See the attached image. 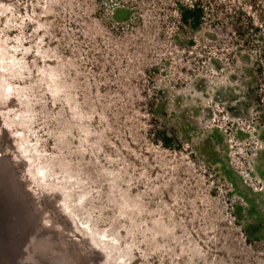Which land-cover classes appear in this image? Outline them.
<instances>
[{"label": "rangeland", "instance_id": "1", "mask_svg": "<svg viewBox=\"0 0 264 264\" xmlns=\"http://www.w3.org/2000/svg\"><path fill=\"white\" fill-rule=\"evenodd\" d=\"M250 198L264 0H0V264H264Z\"/></svg>", "mask_w": 264, "mask_h": 264}, {"label": "trees", "instance_id": "2", "mask_svg": "<svg viewBox=\"0 0 264 264\" xmlns=\"http://www.w3.org/2000/svg\"><path fill=\"white\" fill-rule=\"evenodd\" d=\"M179 8V17L182 22V24L187 25L189 27H198L201 22L204 15V9L203 6L199 4V2H193V3H181L178 5ZM130 13V10L124 7H120L116 9V16L118 19H124L128 17V14ZM166 138V144L170 142V137L165 136ZM230 180L233 184H235V181L230 177ZM248 201V214L251 213V211H254L255 213V222H253L250 226H252V230L246 231L247 234L250 236H258L260 237L261 234H257L261 228H264V215L260 212V209L255 208V204L253 199H247ZM263 235V234H262Z\"/></svg>", "mask_w": 264, "mask_h": 264}]
</instances>
